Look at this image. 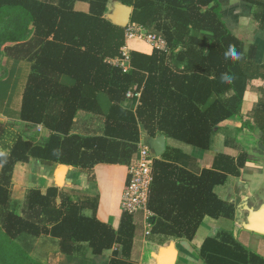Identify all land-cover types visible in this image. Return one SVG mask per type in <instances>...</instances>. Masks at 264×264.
I'll return each instance as SVG.
<instances>
[{"label":"trees","instance_id":"16d2710c","mask_svg":"<svg viewBox=\"0 0 264 264\" xmlns=\"http://www.w3.org/2000/svg\"><path fill=\"white\" fill-rule=\"evenodd\" d=\"M107 1L0 0V8L19 9L33 26L32 40L25 43L32 64L19 118L51 131L44 146H37L10 136L0 123V147L5 148L0 152V243L29 260L23 236L48 234L57 238L59 251L72 256L74 264H94L92 256L106 250L112 252L103 264H135L131 249L143 215L122 212L114 229L95 214L83 213L86 206L95 210L94 204L73 201L56 187L28 189L17 213L10 200L17 162L32 157L85 168L98 162L128 163L139 126L149 136L161 132L208 149L215 127L239 112L247 86L256 79L263 84L255 88L257 99L247 117L259 129L258 143L264 148V63L255 61V46L246 45L222 19L218 0H118L132 7V23L164 42L150 53L131 50L128 71L107 61L121 55L125 38V27L104 17ZM242 1L257 6L253 16L264 33V0ZM77 2L86 9H76ZM229 45L243 54L241 61L225 59ZM16 48L23 53L24 44ZM224 73L232 77L229 82L221 80ZM63 76L73 83L62 82ZM130 89L140 92L134 111L122 104ZM98 92L111 101L101 135L69 134L77 110H98ZM179 156L178 150L166 148L152 162L147 207L155 219L148 237L155 242L192 239L204 216H230L232 205L218 197L215 187L227 176L239 175L246 160L244 153H218L210 168L195 171ZM199 253L205 264H249L257 259L227 233L204 239Z\"/></svg>","mask_w":264,"mask_h":264},{"label":"crops","instance_id":"0c3cea01","mask_svg":"<svg viewBox=\"0 0 264 264\" xmlns=\"http://www.w3.org/2000/svg\"><path fill=\"white\" fill-rule=\"evenodd\" d=\"M218 3L222 19L231 31L246 45H254L255 61L264 63V33L253 16L258 10L257 6L242 0H218ZM75 8L85 10L86 5L77 2ZM131 14V6L123 5L118 0L107 1L104 17L113 24L125 27L131 22ZM32 37L33 26L26 15L17 8H0V123L7 128L10 136H19L33 145L44 146L51 131L42 124L19 118L23 90L32 64L28 58L31 48L25 43L31 42ZM124 42L129 51L150 53L153 49L150 43L143 40L124 38ZM21 44H24L23 53H19L16 48ZM113 59L107 61L112 63ZM61 80L67 85L73 83L65 76ZM262 84L258 79L251 81L245 90L239 112L215 127L208 149L193 147L166 137L161 132L149 136L139 126L136 150L128 163L137 156L139 145H145L154 158H160L166 148L176 149L180 153L179 160L195 171L210 168L218 153L233 157L244 153L246 160L239 175H229L222 185L215 187L218 197L232 205L230 216H204L192 239L169 238L159 243L144 234L146 225L149 224L151 228L155 219L153 214L148 215L145 222L142 220L140 233L133 239L131 260L135 264H205L199 253L200 247L204 239L217 236L218 233H227L248 254L257 257L249 264H264L260 261L264 260V148L258 143L259 129L247 117L257 99L255 88ZM128 91L136 92L131 89ZM139 97L125 95L122 104L134 111L139 104ZM96 102L98 110L95 112L77 110L69 134L83 138L101 135L111 101L104 92H98ZM4 149L0 147V152ZM84 151L89 152L87 149ZM128 163L98 162L85 168L30 157L28 161L17 162L13 166L10 200L16 212L21 214L22 200L28 189L45 191L49 187H56L67 193L73 201L94 204L95 210L86 206L83 213L88 216L95 214L99 221L116 229L122 214L120 199L127 182ZM21 242L29 256L32 258L31 255L35 253L41 263L74 264L72 256L59 251L57 238L48 234L26 235ZM111 252L106 250L99 256H92L94 264L106 263Z\"/></svg>","mask_w":264,"mask_h":264},{"label":"built area","instance_id":"2783aa9c","mask_svg":"<svg viewBox=\"0 0 264 264\" xmlns=\"http://www.w3.org/2000/svg\"><path fill=\"white\" fill-rule=\"evenodd\" d=\"M125 39H138L150 43L155 48L164 47L163 40L153 33L147 32L143 27L128 23L125 26ZM130 51L127 44L121 48V55L112 60V64L118 66L122 71L130 69ZM140 96V92L131 93L126 92V96ZM154 157L150 154L145 145H139L137 156L127 165V182L122 191L120 199V208L122 212L134 213L141 212L143 221L145 222L148 215L152 213L147 207L149 198V188L152 180V162ZM149 225V224H148ZM144 230V234H149L150 228Z\"/></svg>","mask_w":264,"mask_h":264},{"label":"rangeland","instance_id":"374dc122","mask_svg":"<svg viewBox=\"0 0 264 264\" xmlns=\"http://www.w3.org/2000/svg\"><path fill=\"white\" fill-rule=\"evenodd\" d=\"M7 246V244L0 243V264H44L39 261L38 256L35 253L31 255L34 259L31 258L29 260L17 249L12 247V250H9L10 247ZM14 253L16 256H11Z\"/></svg>","mask_w":264,"mask_h":264},{"label":"clouds","instance_id":"9594fccd","mask_svg":"<svg viewBox=\"0 0 264 264\" xmlns=\"http://www.w3.org/2000/svg\"><path fill=\"white\" fill-rule=\"evenodd\" d=\"M224 57L226 60L230 59L233 62H237L243 59V54L237 51L234 45H229L227 50L224 53ZM231 79L232 77L229 74L227 73L221 74V80L223 82H229Z\"/></svg>","mask_w":264,"mask_h":264},{"label":"water","instance_id":"95a60500","mask_svg":"<svg viewBox=\"0 0 264 264\" xmlns=\"http://www.w3.org/2000/svg\"><path fill=\"white\" fill-rule=\"evenodd\" d=\"M124 26L126 25V24H123Z\"/></svg>","mask_w":264,"mask_h":264}]
</instances>
